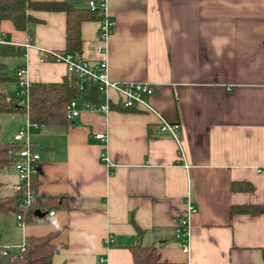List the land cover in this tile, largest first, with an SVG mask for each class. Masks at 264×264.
<instances>
[{
  "label": "crops",
  "instance_id": "crops-1",
  "mask_svg": "<svg viewBox=\"0 0 264 264\" xmlns=\"http://www.w3.org/2000/svg\"><path fill=\"white\" fill-rule=\"evenodd\" d=\"M90 1L105 2L115 26L103 55L101 15L83 22L82 58L106 59L113 82L154 85L150 108L124 109L111 92L107 115L83 110L34 129L45 216L22 227L15 214H0L6 243L61 231L54 243L64 248L53 264H134L137 243L156 246L171 264H264V0H81L76 7ZM33 15L39 22L28 31L4 21L0 44L22 48L18 70L27 68L30 83L73 79L63 63L42 60L43 51L67 52L66 14ZM10 115L16 129L29 121ZM164 122L178 125L177 139L161 132ZM17 183L13 165L1 171L0 196H14ZM188 202L196 213L186 254L176 235Z\"/></svg>",
  "mask_w": 264,
  "mask_h": 264
},
{
  "label": "trees",
  "instance_id": "trees-1",
  "mask_svg": "<svg viewBox=\"0 0 264 264\" xmlns=\"http://www.w3.org/2000/svg\"><path fill=\"white\" fill-rule=\"evenodd\" d=\"M81 0L64 1H34V0H0V28L4 21H10L19 31H28L33 24L39 22L33 15L35 12H62L66 14V51L82 56L83 42L81 25L83 22L98 19L99 11L91 8L76 7ZM22 55V48L0 44V85L12 80L18 81L16 75L12 78L8 73L4 58ZM72 100L82 101L88 105H99L101 91L98 84L87 82L84 89L79 88L77 79H64L60 83H31L26 104L22 98L8 99L0 91V114L24 113L32 123L43 125L64 124L68 122L67 107ZM20 147L15 143L0 141V172L12 166V152ZM36 186V183L34 182ZM37 187V186H36ZM21 194L11 197L0 196V214L13 213L22 216L25 221L36 218L38 203L25 209L21 206ZM61 231L49 233L43 237L29 236L26 238L25 251L17 255L13 261L3 264H53V258L64 248L54 240ZM134 264H171L162 259L156 246H143L137 243L130 247Z\"/></svg>",
  "mask_w": 264,
  "mask_h": 264
},
{
  "label": "built area",
  "instance_id": "built-area-1",
  "mask_svg": "<svg viewBox=\"0 0 264 264\" xmlns=\"http://www.w3.org/2000/svg\"><path fill=\"white\" fill-rule=\"evenodd\" d=\"M89 8L93 11H99L101 20L99 22V38L102 44L99 48V53L107 55L108 41L112 34L115 23L108 17L107 5L105 2L97 3L90 1ZM1 43V42H0ZM32 47V39L29 38L25 45L26 49ZM42 60L45 62H59L66 66L70 76L77 79L79 88L82 90L87 82L98 84L101 95L104 96V102L99 105H86L83 109L79 107L78 100H72L67 107V119L73 121L77 119L83 110H91L96 113L107 115L111 111V92L118 95V104L124 109H135L138 107L150 108L149 98L154 95L155 86L146 82H126L118 83L110 80L108 71V61L102 60L99 64L91 65L88 61L69 52L43 51ZM17 82L19 83V98L28 103L29 91L31 83L28 79L27 68H22L16 72ZM43 124L27 122V125L20 129L14 136V143L20 148L15 150L17 159L14 160L13 166L18 175V183L15 187V194H21V206L25 209L33 207L38 203V192L34 185L35 179L41 168L40 155L35 151L31 140L32 131L37 128H42ZM178 125H172L167 122L162 123L161 132L171 135L173 138H178ZM96 139L105 142L104 134H97ZM106 162L109 159L104 158ZM196 213L195 207L189 202L186 205V211L183 217L177 222V235L180 240V247L189 254L191 252L190 236H191V217ZM55 212L49 213V216H54ZM19 225L24 227L25 222L22 216H17ZM106 245L114 242L112 237H107ZM26 249V242L17 248L0 246V264L3 262L13 261L17 255L22 254ZM104 263L105 260L101 259Z\"/></svg>",
  "mask_w": 264,
  "mask_h": 264
},
{
  "label": "rangeland",
  "instance_id": "rangeland-1",
  "mask_svg": "<svg viewBox=\"0 0 264 264\" xmlns=\"http://www.w3.org/2000/svg\"><path fill=\"white\" fill-rule=\"evenodd\" d=\"M7 25H12L9 21L6 22ZM12 27V26H11ZM7 63L8 66V73L13 78L16 75V72L18 69L22 66L21 57H11L6 58L4 60ZM6 87V95L8 99H19L18 93H19V83L15 80L2 83L0 85V90L3 92L2 88ZM16 123L17 121H14L12 119V116L10 114H0V141L3 143H8L13 139V137L20 131L21 128L27 125V123L20 127V129H16ZM5 215V214H2ZM1 217V216H0ZM3 218H0V234H2L0 238V246L2 247H13L17 248L22 246L25 243V239L19 243L18 245H9L6 243V234L3 230H5L8 227L2 228L3 224L5 223V220H2ZM2 230V232H1ZM8 230H10L8 228Z\"/></svg>",
  "mask_w": 264,
  "mask_h": 264
},
{
  "label": "water",
  "instance_id": "water-1",
  "mask_svg": "<svg viewBox=\"0 0 264 264\" xmlns=\"http://www.w3.org/2000/svg\"><path fill=\"white\" fill-rule=\"evenodd\" d=\"M35 214L38 217H44L45 216V214L44 213H41V211H39V210H36Z\"/></svg>",
  "mask_w": 264,
  "mask_h": 264
}]
</instances>
